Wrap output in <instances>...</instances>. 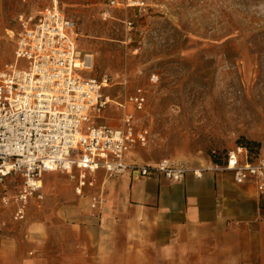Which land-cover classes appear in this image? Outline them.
<instances>
[{"label":"rangeland","instance_id":"rangeland-1","mask_svg":"<svg viewBox=\"0 0 264 264\" xmlns=\"http://www.w3.org/2000/svg\"><path fill=\"white\" fill-rule=\"evenodd\" d=\"M57 1L74 24L77 51L92 56L88 76L108 83L103 95L110 102L95 125L119 127L123 114L133 112L129 104L119 106L135 89L144 92V111L133 115L149 137L145 147L131 151L134 161L168 160L190 174L221 171L212 154L222 159L243 142L264 146V0H142L140 9H107L110 0ZM48 3L0 0L2 61L14 62L10 32L17 29V16ZM74 184L66 174L44 175L45 212L74 205L65 195L74 194ZM30 206V212H41Z\"/></svg>","mask_w":264,"mask_h":264},{"label":"built area","instance_id":"built-area-1","mask_svg":"<svg viewBox=\"0 0 264 264\" xmlns=\"http://www.w3.org/2000/svg\"><path fill=\"white\" fill-rule=\"evenodd\" d=\"M30 14H19L17 29L10 32L14 42L13 64L0 59V185L7 178H20L12 194H0V206L13 208L15 222L26 220L31 204L44 200L42 177L66 174L75 181L74 194L82 197L92 189L96 173L106 176L129 175L131 178L162 176L180 182L189 171L168 160L154 165L127 162L126 156L137 147H145L148 130L138 127L133 113L143 112L146 97L137 88L129 104L133 112L123 114L117 128L95 125L110 102L103 95L106 78L88 76L93 68L91 55L77 51L74 24L58 9L57 0ZM168 1V0H167ZM143 8L142 0H110L107 9ZM109 18V12L102 19ZM130 29L132 22H124ZM24 62L23 69L16 62ZM151 76L150 83H155ZM221 171L230 172L237 185L249 184L264 193V147L250 162L247 152L235 148L227 154ZM200 178L202 170H192ZM101 200L93 197L91 210Z\"/></svg>","mask_w":264,"mask_h":264},{"label":"crops","instance_id":"crops-1","mask_svg":"<svg viewBox=\"0 0 264 264\" xmlns=\"http://www.w3.org/2000/svg\"><path fill=\"white\" fill-rule=\"evenodd\" d=\"M130 155L127 162L144 164ZM204 169L180 182L99 171L82 201L68 191L74 205L45 212L44 196L35 204L41 212L29 206L24 222L0 206V264H264V193ZM17 179L7 178L0 194L14 193Z\"/></svg>","mask_w":264,"mask_h":264},{"label":"trees","instance_id":"trees-1","mask_svg":"<svg viewBox=\"0 0 264 264\" xmlns=\"http://www.w3.org/2000/svg\"><path fill=\"white\" fill-rule=\"evenodd\" d=\"M238 147L244 149L247 152V157L250 162H253L257 158L261 149V147H258L256 144L251 142L240 143V146ZM227 154H225L222 159L218 158L215 154H212L211 160L215 165L223 167L226 164Z\"/></svg>","mask_w":264,"mask_h":264},{"label":"bare ground","instance_id":"bare-ground-1","mask_svg":"<svg viewBox=\"0 0 264 264\" xmlns=\"http://www.w3.org/2000/svg\"><path fill=\"white\" fill-rule=\"evenodd\" d=\"M133 52H134V53H137V49H134Z\"/></svg>","mask_w":264,"mask_h":264}]
</instances>
